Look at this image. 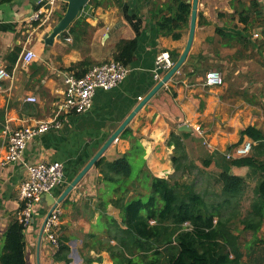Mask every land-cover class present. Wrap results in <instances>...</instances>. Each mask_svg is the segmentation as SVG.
<instances>
[{"label":"crops","instance_id":"1","mask_svg":"<svg viewBox=\"0 0 264 264\" xmlns=\"http://www.w3.org/2000/svg\"><path fill=\"white\" fill-rule=\"evenodd\" d=\"M39 1L15 0L0 6V69L11 74V78L2 83L3 90L0 91V254L4 234L22 209L19 190L26 179L27 166L40 161L58 162L64 166L65 182L51 196L43 197L31 225L26 228V261L27 264H66L64 254L57 255V248L44 234L40 239L54 199L59 200L113 133L156 87L157 56L167 51L170 55L177 54L179 59L188 41L190 25L184 29L180 40H174L159 33L154 17L158 5L166 0H91L71 28L78 20L88 26L78 24L74 32L70 28L60 41L46 45L44 37L58 19L54 18L43 28L32 22ZM231 1L200 0L196 35L185 64L129 123L127 129L132 133L131 138H123V132L101 159L115 161L131 149L132 139L136 138L145 150L148 170L156 177L168 178L175 172V146L169 144L172 134L182 138L187 162L197 166L204 160L211 162V166L218 155L225 156L229 147L239 143L241 130L256 126L264 131V115L261 114L263 121L259 123L252 109L248 110L247 105L242 108L240 101H244V93L239 85L232 87L223 82L220 86L209 87L205 84L206 74L213 71L212 66L217 61L239 63L236 77L243 72L262 74V66L258 63L264 67V18L263 24L255 27L253 36L249 37L250 55L247 57V48L223 46L216 35L217 27L241 30L231 27ZM259 2L264 9V0ZM65 3L60 0L57 13L62 11ZM135 38L139 39V46L128 67L130 72L121 85L110 91L98 90L89 112L64 115L60 130L33 139L19 161L2 164L13 130L51 120L57 114L66 89L65 73L82 75L85 67L70 69L84 61L94 67L114 60L116 45L121 40ZM27 49L35 51L38 59L23 65L20 59ZM247 60L254 65L241 64ZM256 85L264 88V82ZM27 97H35L37 102H27ZM256 121L258 123L254 124ZM195 127H200L203 134ZM250 172L248 168L232 170L243 177ZM102 177L94 166L71 192L67 202L60 204L63 214L58 236L70 248L69 264H114L106 244L96 242L108 238L107 228L100 223L102 216L121 220L120 210L112 203L116 199L115 191L105 187ZM111 244L116 245V242L111 241ZM87 259L93 262L87 263Z\"/></svg>","mask_w":264,"mask_h":264},{"label":"trees","instance_id":"2","mask_svg":"<svg viewBox=\"0 0 264 264\" xmlns=\"http://www.w3.org/2000/svg\"><path fill=\"white\" fill-rule=\"evenodd\" d=\"M14 1L0 0V6ZM230 6L232 20L238 17L244 27L238 30L240 32L217 27L216 35L223 46L247 48L250 32L263 24V6L259 0H232ZM191 9L187 0H166L158 5L154 17L159 33L180 40L184 29L190 25ZM65 11L66 5L55 18L59 21ZM201 18L202 15L200 25ZM78 24L88 26L78 20L71 32ZM138 46V38L121 40L115 47L113 59L129 67ZM171 57L175 62L178 60L177 54L173 53ZM82 67L85 70L82 75L77 74L78 77L84 76L93 66L84 61L70 70ZM131 134L127 129L122 137L129 139ZM240 137L238 144L245 139L255 142L252 152L231 160L222 157L217 163L219 173L215 183L211 189L203 191L185 179L187 173H192L194 165L187 162L186 146L175 134L169 139V144L175 146V172L168 178L156 177L148 170L145 150L136 138L132 139L131 149L120 158L113 162L102 158L96 164L103 175L104 185L113 186L116 199L112 203L121 213L120 221L109 215L101 217L100 223L107 228L108 238L96 241L106 244L114 264H264V239L255 236L243 243L232 227L239 211H229L240 207L247 185L245 177L232 173V170L248 168L259 178L251 210L240 219V225L244 232L253 233L259 232L264 225V131L248 126L240 131ZM210 164L205 161L206 167ZM25 231L15 217L4 234L0 264H27ZM59 243L57 255L64 254L63 259L69 264L70 248L60 238ZM92 262L87 259V263Z\"/></svg>","mask_w":264,"mask_h":264},{"label":"built area","instance_id":"3","mask_svg":"<svg viewBox=\"0 0 264 264\" xmlns=\"http://www.w3.org/2000/svg\"><path fill=\"white\" fill-rule=\"evenodd\" d=\"M60 0H40L37 8L31 17V21L38 23L39 27L50 24L57 13ZM258 36L257 34L255 35ZM38 59L35 51L27 49L21 56L23 65H29ZM154 76L159 83L163 74H167L175 65L169 52H161L156 58ZM130 70L121 62L111 60L98 66L92 67L82 77L73 73H65L64 81L66 89L57 114L51 120L23 125L11 132L6 156L3 165L19 161L24 154L27 145L35 138L51 131H58L62 128V117L64 115H81L89 112L93 107V99L98 90L110 91L121 85L127 78ZM11 74L0 69V91L3 90L2 83L9 80ZM205 84L209 87L223 84V76L218 71H210L205 76ZM141 101L142 98H139ZM27 102L36 103L37 98L27 97ZM199 134H203L200 127H195ZM255 142L246 139L237 144L225 153L229 160L248 156L253 149ZM65 182L64 166L58 162L40 161L27 166L26 179L20 186V199L22 209L18 215L20 223L28 228L37 212V207L43 197L52 194L55 189ZM63 210L60 204L51 207V214L46 221L44 235L51 245L58 249V230L61 225ZM188 226V224H186Z\"/></svg>","mask_w":264,"mask_h":264},{"label":"rangeland","instance_id":"4","mask_svg":"<svg viewBox=\"0 0 264 264\" xmlns=\"http://www.w3.org/2000/svg\"><path fill=\"white\" fill-rule=\"evenodd\" d=\"M226 2L228 0H225ZM226 18L228 17L227 14L224 15ZM238 17L235 19H231V27H238L240 29L243 28V25L239 22ZM57 19V18H56ZM43 28V27H42ZM224 28V27H223ZM253 31L250 32L249 37L253 36ZM249 46V45H248ZM241 49H245L242 47ZM245 55L249 54L248 48L245 49ZM242 52V50H241ZM253 54V52H252ZM252 56V55H251ZM247 63H241L242 65H250L251 62ZM239 63L228 61L225 63V61H217L212 70L218 71L223 76V82L224 84H227L228 86H240L241 91L244 93V101L241 100L240 103L242 104V108L244 106H248V110L252 109V114L254 117L259 118V123L262 122L261 120V114L264 115V88L261 86H257V82H264V67L261 63H258L259 66H262V74L253 75L251 72H243L238 77L235 76V72L238 70ZM251 65H254L252 63ZM254 83V84H253ZM224 86V85H223ZM235 89V88H234ZM234 105H238L234 104ZM258 121L254 122V124H257ZM202 149H204V146L202 142L199 143ZM222 157H225L224 155H218L215 159L216 163L212 164L210 167L205 166V161L201 160L199 161V165L195 166L192 169V173H187L185 175V179L188 182L194 183L195 186L198 187L199 191H203L204 189H211L212 184L215 183V179L218 176L219 168L217 166V163H220L222 161ZM207 159V158H206ZM258 176H254L252 172L246 175V188L244 189L245 195L241 199L240 207L236 208H230L229 211H236L238 210L239 213L236 218L233 219L232 227L235 229V232L239 233V236H241V241L243 243L251 241L255 236L264 239V225L260 229L259 232L253 233L251 231L244 232L241 225H240V219L248 213V211L251 210V204L254 201L255 197V188L258 181ZM105 187L113 188L112 185L108 184L105 185Z\"/></svg>","mask_w":264,"mask_h":264},{"label":"water","instance_id":"5","mask_svg":"<svg viewBox=\"0 0 264 264\" xmlns=\"http://www.w3.org/2000/svg\"><path fill=\"white\" fill-rule=\"evenodd\" d=\"M66 2V11L61 17L59 21L54 25L50 33L46 34L44 37L46 45H53L54 41H60L63 35L71 28L73 23L77 20L79 13L81 10L90 3L91 0H62ZM189 4L192 5L191 9V17H190V29H189V37L186 44V47L176 61L175 65L172 69L163 77V79L156 85V87L151 91V93L140 103V105L136 108V110L124 121V123L113 133V135L108 139V141L103 145V147L98 151V153L93 157V159L86 165V167L79 173V175L71 182V184L65 189V191L61 194L59 200L56 202L54 199L52 209L58 204L63 203L71 194V192L78 186V184L82 181V179L88 174V172L96 166V164L100 161L101 157L104 153L113 145V143L119 138V136L127 129L129 123L134 119L137 113L158 93V91L163 88L173 77L174 75L181 69V67L185 64L191 48L194 43L196 30L198 26V16H199V5L200 0H189ZM48 196V195H46ZM51 196V194H50ZM51 214V210L48 212L45 223L43 225L40 239H42L45 229V224L47 219Z\"/></svg>","mask_w":264,"mask_h":264}]
</instances>
